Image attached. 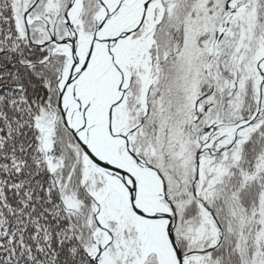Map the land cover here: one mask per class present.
<instances>
[{
  "label": "snow or ice",
  "instance_id": "obj_1",
  "mask_svg": "<svg viewBox=\"0 0 264 264\" xmlns=\"http://www.w3.org/2000/svg\"><path fill=\"white\" fill-rule=\"evenodd\" d=\"M0 264H264V0H0Z\"/></svg>",
  "mask_w": 264,
  "mask_h": 264
}]
</instances>
